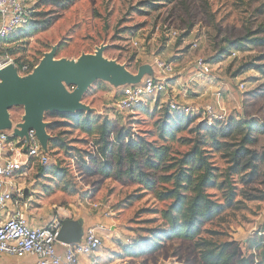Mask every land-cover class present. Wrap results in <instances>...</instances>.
I'll return each instance as SVG.
<instances>
[{
  "label": "rangeland",
  "instance_id": "374dc122",
  "mask_svg": "<svg viewBox=\"0 0 264 264\" xmlns=\"http://www.w3.org/2000/svg\"><path fill=\"white\" fill-rule=\"evenodd\" d=\"M28 5L29 21L22 29L25 37L21 35L23 39L17 42H12L11 36L5 40L0 50V68L10 58L17 64L36 67L55 47L58 60H77L106 46L107 59L135 74L149 65L158 78L161 76L155 64L163 61L174 70L172 75L161 77L170 78V99L180 104H211L224 116L222 122L232 117L255 122L261 130L253 134L259 143L252 150L264 156V47L247 41L264 38V0H29ZM236 41L244 44V48L237 50L231 45ZM198 59L210 65V74L204 75L196 68ZM121 90L97 81L85 94L83 103L92 109L89 113L98 120L97 128L107 120L114 136L128 134L142 146L164 152L166 160L181 158L201 142L215 166L226 172L230 166L226 155L211 144L202 145L207 141L199 128L210 126L206 120L196 117L187 132L179 134L175 141H165L159 136L158 127L168 111L169 97L162 95L150 99L141 109L122 112L117 107ZM23 116L21 107L11 112L16 123ZM46 120L61 121L49 133L56 140L48 144L49 164L44 167L36 164L32 172L40 188L36 190L37 202L46 206L45 212H54V207H58L69 220L95 223L101 212L92 210L88 202L99 203L103 211L113 214L105 224L109 239L104 240L95 256L97 264H204L191 241L167 242L158 253L139 258L127 256L125 246L149 236V230L163 224L159 212L166 203L144 191L127 173L126 162L113 168L111 177L99 173L101 159L95 163L86 161L88 166L82 171L74 156L82 151L97 152L92 144L97 137L63 119L46 117ZM11 140L18 146L24 144L20 139ZM135 153L142 169L153 176L163 175L145 167L153 153ZM231 178L239 194V208L227 210L213 224H207L205 230L218 234L212 237L205 232L203 237L219 243H237L242 257L256 264L258 252L249 250V246L252 239L262 236L258 232L264 226V163L251 184L238 176ZM215 190L209 193L222 200V192Z\"/></svg>",
  "mask_w": 264,
  "mask_h": 264
},
{
  "label": "trees",
  "instance_id": "16d2710c",
  "mask_svg": "<svg viewBox=\"0 0 264 264\" xmlns=\"http://www.w3.org/2000/svg\"><path fill=\"white\" fill-rule=\"evenodd\" d=\"M48 25L50 26V23ZM24 31L21 29L11 36L10 40L20 41L25 37L23 36ZM247 41L264 47V38ZM231 45L237 50L244 48V44L239 41ZM34 67L30 65L31 69ZM257 69L260 70L258 67ZM142 107L144 106L137 109ZM167 110L159 123V136L165 141H175L179 134L189 130L197 116L173 113L169 108ZM48 115L46 117L63 119L85 134L97 137L96 142L92 141L97 152L85 154L82 151L74 156L82 165V171L85 172L88 166L86 161L95 163L101 159L99 173L102 176L111 177L113 168L117 169L119 164L126 162L129 165L127 173L143 187L144 191L152 193L160 202L166 203L165 208L159 212L163 224L149 230V236L137 239L133 244L125 246L123 251L127 256L139 258L147 254H155L164 248L165 243L177 240L194 242L195 249L204 264L255 263V261L242 257L240 246L237 243H219L203 237L205 232L212 237L218 234L205 230L207 224H213L227 210L239 208L240 202L237 201L239 194L232 185L235 182L231 177L238 176L246 184H251L259 176L264 156L252 150L259 143L258 138L253 134L261 130L255 122L236 120L232 117L226 122L215 121L210 126L199 128L204 132L203 139L207 141L202 145L211 144L218 152L226 155L225 159L230 165L226 173L215 166L211 160L212 157L203 148L205 146H201V142L193 146L189 152L182 154L181 158L166 160L164 152L153 146L146 148L141 143L131 140L128 134L119 133L114 136L115 132L110 129L107 120L97 128L99 122L93 118L91 113ZM59 121L50 120L48 133L56 130ZM113 136L114 143L111 142ZM126 139L130 140L128 144L124 143ZM54 141H56L55 138L49 143ZM229 141H234V143L231 144ZM136 151L153 153V158L146 162L145 167L147 170L161 172L163 175L153 176L142 169L137 164ZM155 159L157 162L154 161ZM166 163L170 164L162 170V165ZM65 171L68 173L66 169ZM213 189L222 192V200L217 195L209 193ZM262 199L264 200V197ZM258 233L262 236L250 241L249 250L258 252L256 264H264V226Z\"/></svg>",
  "mask_w": 264,
  "mask_h": 264
},
{
  "label": "built area",
  "instance_id": "2783aa9c",
  "mask_svg": "<svg viewBox=\"0 0 264 264\" xmlns=\"http://www.w3.org/2000/svg\"><path fill=\"white\" fill-rule=\"evenodd\" d=\"M29 0H0V50L5 40L24 29L28 25L30 9ZM14 65L22 77L33 72L29 64L18 65L9 59L7 65ZM196 68L204 75L211 72V67L202 59L196 60ZM155 69L160 76L173 74V66L163 61H157ZM146 76L138 85H128L121 88V96L117 107L122 112H130L143 106L150 99L159 96H168V108L173 113H182L186 116H197L212 125L215 121L224 120L211 104H196L179 102L170 99L168 79ZM11 132H0V210H6L11 204L15 207L9 218L0 224V255L16 257L18 259L32 258L33 264H80L81 258L92 259L103 247L104 240L109 239L108 227L104 223L87 227L79 243L65 245L57 241L63 222L58 207L46 226L33 227L29 224L22 210V201H33L26 191L18 185V180L34 171L36 164L47 166L50 162L49 153H46L34 130L29 131L28 139H23V146L16 145L12 140ZM92 210L101 212L100 216L112 219L110 211H103L101 205L88 202ZM61 250V251H60Z\"/></svg>",
  "mask_w": 264,
  "mask_h": 264
},
{
  "label": "water",
  "instance_id": "95a60500",
  "mask_svg": "<svg viewBox=\"0 0 264 264\" xmlns=\"http://www.w3.org/2000/svg\"><path fill=\"white\" fill-rule=\"evenodd\" d=\"M106 49L102 46L96 53L83 54L77 60H58L55 47L32 73L24 77L12 64L0 69V132L13 131V139L23 140L28 139L29 131L34 130L43 150L48 153L51 123L46 121L47 114L91 112L83 98L97 81L120 89L138 85L144 77L155 75L149 65L141 67L137 74L130 72L125 66L107 59L104 55ZM17 107L24 110V116L20 123L14 124L11 112ZM82 235L83 222L67 219L57 241L73 245L81 241Z\"/></svg>",
  "mask_w": 264,
  "mask_h": 264
},
{
  "label": "crops",
  "instance_id": "0c3cea01",
  "mask_svg": "<svg viewBox=\"0 0 264 264\" xmlns=\"http://www.w3.org/2000/svg\"><path fill=\"white\" fill-rule=\"evenodd\" d=\"M47 122H50V120H48ZM18 123L14 122V124H18ZM12 132L13 131H11V134ZM32 175L33 173L31 172L18 180V185L26 191L28 196L30 195L33 197L32 202H28L26 200L22 201L23 203L22 210L25 213L28 219V222L31 226L33 227L46 226L51 219V215L54 214V212H51V213L49 211L45 212L46 206L42 207L40 206V203L42 202H37L38 197L36 195H39V194L37 193L38 191L36 190H39L40 188L37 187L38 182L36 181L35 177H33ZM14 210H15V207L11 204L7 207L6 210H0V224L4 223L9 218V215L14 212ZM71 220H75V219H71ZM109 220L110 219H105L99 214L95 219V223H93V221L91 220L86 221L85 219H82L80 221L83 222V228H85V226L87 228L90 226H95L99 223L107 224ZM113 227L114 226H112V228ZM34 261L35 260L32 258L18 259L16 257L0 255V264H33ZM80 264H97V258L94 257L92 259H89V258L83 257L81 258Z\"/></svg>",
  "mask_w": 264,
  "mask_h": 264
}]
</instances>
